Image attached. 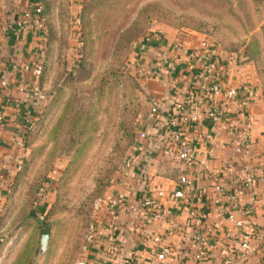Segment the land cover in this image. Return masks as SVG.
Returning <instances> with one entry per match:
<instances>
[{
    "label": "rangeland",
    "instance_id": "374dc122",
    "mask_svg": "<svg viewBox=\"0 0 264 264\" xmlns=\"http://www.w3.org/2000/svg\"><path fill=\"white\" fill-rule=\"evenodd\" d=\"M41 2L48 39L38 79L50 85L34 97L41 108L28 117L35 124L23 129L20 161L3 185L0 264H72L93 200L112 187L134 189L125 161L148 102L123 71L149 30L190 42L205 36L248 61L263 95L264 142V0ZM45 226L51 235L38 256Z\"/></svg>",
    "mask_w": 264,
    "mask_h": 264
},
{
    "label": "crops",
    "instance_id": "0c3cea01",
    "mask_svg": "<svg viewBox=\"0 0 264 264\" xmlns=\"http://www.w3.org/2000/svg\"><path fill=\"white\" fill-rule=\"evenodd\" d=\"M23 5V2L19 0H0V80L5 75H8L10 79L8 85L0 84V199L4 197L3 185L11 179L10 173L13 172L11 167L20 161V144L23 129L27 126L26 117L31 115L35 107L38 111L41 108L38 101L34 100L37 96L35 94L43 93L42 88L50 85V79L39 80L31 72L40 53L36 47L34 26H30L18 35L14 32L15 20ZM162 35L163 44L153 43L141 50L153 73L152 77L142 85L148 102V107L140 121V131H144L145 136L133 144L130 157L125 161L128 175L137 184L131 190V185L120 186L121 190L118 187L116 190L112 187L104 194V201L95 220L97 237L88 252L90 264H137L141 258H144L145 264H164L165 260L161 257L147 260L152 241L151 235L154 232L169 236L167 241L175 254L176 264H194L185 254L183 233L168 235L169 224L166 220L156 221L150 225L148 221L152 208L146 210L142 207L144 197L154 196L155 190L162 188L164 194L155 195L156 199L164 207L170 208L187 230L190 229L192 225L188 228L189 221L186 218L187 203L185 200L175 199L172 194L173 190L181 189L185 185L179 180V176L184 173L188 174L193 182L195 194L191 196L189 203L198 208V219L212 223L216 236L222 235L228 228H233L231 221L217 215L219 206L210 201H205V204L199 197L198 193L206 184L205 177L198 169L199 165L187 167L175 155L162 152L161 146L167 136L165 119L170 114H176L187 92L191 90L192 93L194 92L190 89L192 79L188 78V72L196 66L193 61H184L186 52L179 55L175 51L177 39L172 31ZM45 51L46 47L41 53L42 57ZM164 53L171 56L170 66L161 64V55ZM16 61L18 67L12 68L13 62ZM19 79L25 80L30 85L33 91L31 94L17 90L14 82ZM231 79L240 87L253 85L255 82L249 62L242 60L236 65ZM194 97L203 104L208 102V97L202 94H195ZM220 101L227 115L224 123L217 125L206 116H200V122L197 125L183 124L181 126L185 141L198 152V158L202 164L218 172L231 192L239 191L238 184L244 167L251 164L255 172L253 187L240 193V199L245 201L249 196H264L262 104H258L251 110L254 122L251 134L259 141L255 148L256 156L253 159H243L234 151L239 128L238 125L232 126L243 115L242 109L236 101ZM152 104L157 105V112L150 111ZM33 118L36 117L33 116ZM110 193H118L123 200V205L120 207L108 205L107 196ZM230 209L233 208L230 207ZM234 213L236 216L241 215L235 210ZM247 213L254 222L264 223V211L261 208L248 210ZM237 231L238 236L250 235L248 226ZM217 250L207 253L197 264H221L220 253L225 250L221 251L219 248ZM260 261V254H257L245 262H236V264H259Z\"/></svg>",
    "mask_w": 264,
    "mask_h": 264
},
{
    "label": "built area",
    "instance_id": "2783aa9c",
    "mask_svg": "<svg viewBox=\"0 0 264 264\" xmlns=\"http://www.w3.org/2000/svg\"><path fill=\"white\" fill-rule=\"evenodd\" d=\"M23 2L22 9L15 20V34L18 35L30 26L35 28L36 47L40 52L31 72L36 78L42 73L43 58L41 53L47 43L48 29L43 15V4L41 0H19ZM85 1V0H80ZM177 39L175 42V51L180 55L186 52L184 61H193L195 67L189 69V77L192 79L190 89L186 93L183 103L177 108L176 114H170L166 117L167 136L162 144L163 153H171L183 162L187 167L198 166L199 171L206 179L202 192L205 194V201L212 202L219 206L216 213L220 218H226L231 221L233 228H228L222 235L216 236L212 223L199 220V210L189 203L191 196L195 194L192 179L188 174H181L179 180L185 185L181 189L173 190V197L177 200H185L186 218L193 222L190 229L184 227L179 217L168 207L156 199V196H162L164 190L158 188L154 196H147L142 199L144 209L152 208L150 216L151 224L156 221L166 220L169 224L168 235L182 234L184 242V251L186 256L191 258L194 264H197L207 253L218 251L219 248L224 252L220 253L221 264H236V262H245L248 259L260 254L261 261L264 264V223L258 224L248 215V210H255L258 207L264 211V196H249L245 201H241L240 193L248 191L253 187L255 172L251 164L245 165L241 180L238 184L239 191L231 192L222 181L218 172L211 170L206 164H202L198 158V152L185 141L183 124L197 125L200 122V116H206L214 124H223L227 115L220 104V100L236 101L241 107L243 115L238 122L232 126L238 125V137L235 140L234 151L243 159H253L256 156L255 148L259 143L252 134L253 117L252 108L260 104L262 94L260 87L254 83L246 87H240L231 79V74L236 65L242 59L238 52L226 49L219 44L210 41L203 36L196 42ZM188 42V43H187ZM163 44V35L158 30H149L145 32L139 40L132 43V55L125 64V71L131 74L135 81L141 85L146 83L152 77V70L144 55L141 53L143 47L151 44ZM171 56L167 53L161 55V64L163 66L171 65ZM197 62V63H196ZM18 62H13L12 68H17ZM10 79L8 75L1 78L0 84L8 85ZM17 90L21 92L32 93L30 85L23 79L15 80ZM42 92H36V95L42 97ZM195 94H202L208 97L207 104L195 99ZM151 112H157V105L150 106ZM26 117L28 125H33V120ZM230 126V128L232 127ZM145 136L144 131L139 132V138ZM263 179V178H262ZM104 201V195L96 197L93 200L91 209V219L88 223L85 233V243L82 252L73 260L72 264H90L88 252L94 244L97 237L95 220L98 211ZM189 203V204H188ZM107 204L114 207L123 205V200L118 193H110L107 196ZM233 208V209H230ZM234 210L241 215L236 216ZM248 226L250 235L248 237L238 236L239 229ZM169 236H164L158 232L151 235V245L148 251V259L156 257L164 258V264H176L175 254L172 251L170 243L167 241ZM213 237V238H212ZM220 251V252H221ZM137 264H145L144 258L139 259Z\"/></svg>",
    "mask_w": 264,
    "mask_h": 264
},
{
    "label": "water",
    "instance_id": "95a60500",
    "mask_svg": "<svg viewBox=\"0 0 264 264\" xmlns=\"http://www.w3.org/2000/svg\"><path fill=\"white\" fill-rule=\"evenodd\" d=\"M51 226H45L40 229V241L37 255L41 256L47 248L48 241L51 235Z\"/></svg>",
    "mask_w": 264,
    "mask_h": 264
},
{
    "label": "trees",
    "instance_id": "16d2710c",
    "mask_svg": "<svg viewBox=\"0 0 264 264\" xmlns=\"http://www.w3.org/2000/svg\"><path fill=\"white\" fill-rule=\"evenodd\" d=\"M134 41H135V40H134ZM123 73L129 74V73H128L127 71H125V70L123 71ZM40 75H41V74H40ZM129 75L134 79V77H133L131 74H129ZM188 78H189V76H188ZM261 94H262V93H261ZM262 96H263V95H262ZM34 124H35V123H34V121H33V125H34ZM33 125H30V126H29V125L27 124V127L32 128ZM198 195H199V197H201L202 202L205 203V198H206L205 194H203V192L200 191V192L198 193ZM99 196H101V195H98V197H99ZM205 204H206V203H205ZM202 207H204V206H202ZM192 223H193V222H190V221L188 222V228H189L191 225H193Z\"/></svg>",
    "mask_w": 264,
    "mask_h": 264
}]
</instances>
